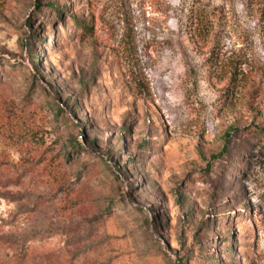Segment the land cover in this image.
Instances as JSON below:
<instances>
[{"label": "rangeland", "instance_id": "obj_1", "mask_svg": "<svg viewBox=\"0 0 264 264\" xmlns=\"http://www.w3.org/2000/svg\"><path fill=\"white\" fill-rule=\"evenodd\" d=\"M256 127L264 0H0V264H264Z\"/></svg>", "mask_w": 264, "mask_h": 264}, {"label": "trees", "instance_id": "obj_2", "mask_svg": "<svg viewBox=\"0 0 264 264\" xmlns=\"http://www.w3.org/2000/svg\"><path fill=\"white\" fill-rule=\"evenodd\" d=\"M53 8H55V11L58 14H61V10L57 9L56 7H53ZM76 22L79 23L78 21H76ZM80 26L86 33H88L90 35H92L94 33V27L89 22H82ZM255 133L257 135L261 136L264 140V130L261 127H256ZM228 151H229V149H228V145H227V146H225L222 155H225L226 153H228Z\"/></svg>", "mask_w": 264, "mask_h": 264}]
</instances>
